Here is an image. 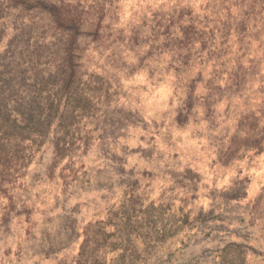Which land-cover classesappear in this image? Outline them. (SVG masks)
<instances>
[{
	"label": "rangeland",
	"instance_id": "obj_1",
	"mask_svg": "<svg viewBox=\"0 0 264 264\" xmlns=\"http://www.w3.org/2000/svg\"><path fill=\"white\" fill-rule=\"evenodd\" d=\"M42 1L0 0V124L65 107L0 131V264H264V0H46L72 44Z\"/></svg>",
	"mask_w": 264,
	"mask_h": 264
},
{
	"label": "trees",
	"instance_id": "obj_2",
	"mask_svg": "<svg viewBox=\"0 0 264 264\" xmlns=\"http://www.w3.org/2000/svg\"><path fill=\"white\" fill-rule=\"evenodd\" d=\"M43 9L45 13H47L46 22L51 26L57 28L59 31L67 32L66 40H69V44L73 43L74 36L77 28L79 27V18L73 16L66 10V6L63 1H49L46 3V0L42 1ZM81 25V23H80ZM74 46H66V57L65 62L67 65V71H63L61 74L65 76V80L68 81L69 78L72 77L73 66H72V51ZM12 98V107L13 112L15 113V118L13 121H9L8 113L7 116L5 114L3 124H0L1 138L8 139L9 133L8 130L12 131V133H21L19 137L22 141L30 140V134L26 133L27 131L34 129L37 132H40L43 127L47 124H50L51 121L56 117L59 119L64 115L65 107L64 105L61 107V101L54 97L52 99L47 100V109L44 112L40 106V97L36 90L31 92V96L27 101L25 99L16 94V90H11ZM66 104V103H65ZM18 129L22 130L20 132ZM44 129V128H43ZM42 133V131H41Z\"/></svg>",
	"mask_w": 264,
	"mask_h": 264
}]
</instances>
